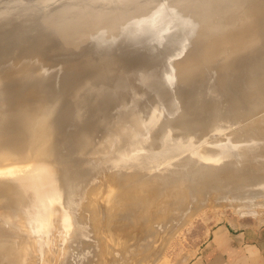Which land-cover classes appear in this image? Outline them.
<instances>
[{
	"label": "bare ground",
	"instance_id": "bare-ground-1",
	"mask_svg": "<svg viewBox=\"0 0 264 264\" xmlns=\"http://www.w3.org/2000/svg\"><path fill=\"white\" fill-rule=\"evenodd\" d=\"M219 208L264 209V0H0V264H156Z\"/></svg>",
	"mask_w": 264,
	"mask_h": 264
},
{
	"label": "crops",
	"instance_id": "crops-1",
	"mask_svg": "<svg viewBox=\"0 0 264 264\" xmlns=\"http://www.w3.org/2000/svg\"><path fill=\"white\" fill-rule=\"evenodd\" d=\"M186 264H264V223L216 225Z\"/></svg>",
	"mask_w": 264,
	"mask_h": 264
},
{
	"label": "rangeland",
	"instance_id": "rangeland-1",
	"mask_svg": "<svg viewBox=\"0 0 264 264\" xmlns=\"http://www.w3.org/2000/svg\"><path fill=\"white\" fill-rule=\"evenodd\" d=\"M22 57H28L25 52ZM31 58V57H30ZM45 63V61H43ZM19 60L15 65L18 66ZM12 80L7 81L8 88L15 87L23 79L16 70L11 72ZM5 86V85H4ZM56 85L53 86L55 88ZM22 100V98H20ZM206 210L196 216L189 224L184 226L169 242L161 259L156 264H186L198 251L199 246L207 239L210 231L218 224L231 223L240 227L259 226L264 223V209L257 208L255 214L239 215L231 208L217 209L215 212ZM253 214V215H251Z\"/></svg>",
	"mask_w": 264,
	"mask_h": 264
}]
</instances>
